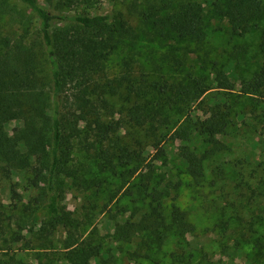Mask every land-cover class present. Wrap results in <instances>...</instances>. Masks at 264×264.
Returning a JSON list of instances; mask_svg holds the SVG:
<instances>
[{
	"label": "rangeland",
	"instance_id": "1",
	"mask_svg": "<svg viewBox=\"0 0 264 264\" xmlns=\"http://www.w3.org/2000/svg\"><path fill=\"white\" fill-rule=\"evenodd\" d=\"M40 1L54 13L103 14L132 26L136 36L123 41L109 54L105 70L109 80L120 79L123 60L129 58L136 75L143 74L150 82L167 81L179 86L187 85L192 77L205 78L207 90L202 100L230 108L227 130L219 137L222 147L216 150L189 119L197 114L204 116L195 112L199 102L189 107L158 100L167 123L153 138L119 114L130 107L123 89L108 96L118 112L114 118L115 141L137 150L143 162L129 169L119 168L118 175H114L102 167L93 151H88L83 138L73 142L69 169L74 177H61V207L74 221L75 230L90 238L94 246H100V253L91 264H264V255L257 257L259 251L255 248L258 240L264 245V103L257 97L242 95L243 83L251 80L262 66L264 18L248 35L232 37L228 20L211 8L214 0H192L203 4L206 10V43L198 48L188 41L169 37L167 30L158 31L157 35L150 31L140 17L143 12L136 0H87L79 4L66 0ZM168 2L174 6L180 3ZM13 4L20 15L17 19L3 18L0 34H22L24 28L37 32V19L18 1L13 0ZM219 71L230 81L225 90L218 89ZM21 126V122H10L6 130L13 135L14 129ZM178 130L184 132L181 139L175 137ZM182 147L200 157L211 153L203 163V179L198 184L186 171L180 157ZM162 149L165 155L159 157ZM148 164L155 168L153 186L169 185L172 190L163 202L168 224L173 206H178L195 227L187 239L171 233L161 249L151 247L144 234L129 242L115 239L118 226L139 221L149 211L150 199L140 187L143 180L139 176H123L135 167L146 172ZM1 167L0 162V254L15 256L28 264H70L63 247L66 239L63 229L50 239L52 245L49 241L44 245L39 239V227H30L40 195L31 185L32 174L19 169L6 177ZM247 184L256 190L255 199L249 200ZM177 185L178 189H172ZM226 223H229L227 231ZM18 234L25 240L18 242ZM7 255H3L4 259Z\"/></svg>",
	"mask_w": 264,
	"mask_h": 264
},
{
	"label": "trees",
	"instance_id": "2",
	"mask_svg": "<svg viewBox=\"0 0 264 264\" xmlns=\"http://www.w3.org/2000/svg\"><path fill=\"white\" fill-rule=\"evenodd\" d=\"M39 23L37 32L24 28L22 34H0V162L1 171L9 177L15 170L24 169L32 174L31 185L40 191L32 229L39 227V239L52 245L50 240L59 229L66 233L63 242L66 260L70 264H91L100 253L90 238H84L75 230L74 221L61 207L63 197L62 176L74 177L69 169L73 142L83 138L89 152L93 151L102 167L114 175L119 168L129 169L142 163V154L131 146H120L114 139L118 114L108 96L124 90L130 107L124 115L134 128L146 130L157 137L163 118L162 102L186 105L199 102L196 113L190 116L199 134L207 144L219 150V137L227 130L230 108L224 104H211L203 98L207 90L205 78L192 77L187 85L173 86L167 81L150 82L145 75H136L131 59L122 63V76L117 81L105 75L109 54L123 41L136 36L132 26L115 22L108 15L82 12L54 13L40 0H16ZM81 3L87 0H66ZM177 6L168 0H136L142 8L140 17L157 35L167 30L169 37L188 41L198 48L206 43L203 4L181 1ZM160 8H158V7ZM13 0H0V25L3 18L17 19L20 15ZM214 13L228 20L232 37H244L258 27L264 18L263 0H214ZM162 13H167L162 16ZM161 14V15H160ZM112 23V25H111ZM163 36V35H162ZM260 52L262 66L253 78L242 85V95H251L264 103V31ZM48 71L50 72L48 74ZM218 89L225 90L230 81L225 73H217ZM176 94V98L173 97ZM202 106H204L202 108ZM21 122L10 135L6 124ZM178 130L175 137L182 138ZM211 153L198 156L187 147L180 148L186 171L195 183L203 179V163ZM165 155L160 150L159 157ZM147 171L137 167L123 176H139L140 187L150 199L149 211L139 221H128L117 227L115 239L129 242L138 235L148 236L151 247L161 249L171 233L187 239L195 232L187 214L173 206L170 222L164 215V200L172 192L169 185H154L155 168L146 165ZM249 200L257 192L247 184ZM173 186L172 189H178ZM243 222L242 218H239ZM229 229V223L224 224ZM2 235H0L1 239ZM17 241L25 237L17 235ZM45 249L47 246H43ZM257 257L264 255V245L258 240ZM0 254V264H28L15 256Z\"/></svg>",
	"mask_w": 264,
	"mask_h": 264
}]
</instances>
